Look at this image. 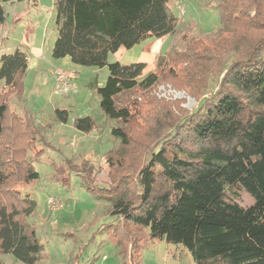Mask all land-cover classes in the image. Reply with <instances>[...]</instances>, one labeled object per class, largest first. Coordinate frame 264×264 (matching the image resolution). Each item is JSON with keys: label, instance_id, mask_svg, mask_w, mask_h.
Here are the masks:
<instances>
[{"label": "trees", "instance_id": "trees-1", "mask_svg": "<svg viewBox=\"0 0 264 264\" xmlns=\"http://www.w3.org/2000/svg\"><path fill=\"white\" fill-rule=\"evenodd\" d=\"M24 1L30 0H0V25L6 21L5 5ZM171 3L172 0H54L57 36L52 56L69 57L73 64L84 67L108 66L107 81L96 91L104 116L114 124L111 133L119 141V150L132 147L135 135H140L143 145L135 150L139 157L149 135L157 140L133 173L122 170L131 161L129 157L121 162L114 185L97 184L95 168L87 160L75 164L74 156L66 159V165L69 171L82 176L94 197L111 204L109 212L117 223L106 229L113 232L122 254L127 249L131 263L138 264L143 245L140 235L148 231L151 240L184 246L196 264H264V26L258 23L261 8L254 16L247 13L245 20L261 35L255 36V30L242 33L239 56L230 68L225 62L220 66L219 73L225 70L226 74L211 102L179 120L172 111L169 115L165 112L149 128L139 120L134 96L153 89L165 76L178 80L182 72L200 70L202 53L197 52V47L205 45L206 40L198 39L185 49L173 47L160 54L155 69L147 74L145 62L110 63L108 58L121 48L132 49L149 38L175 35L180 19ZM215 8L220 13L222 29L232 37L236 32L232 25L243 19L241 7L232 0H217ZM0 63V82L5 89L0 90V256L12 254L25 264H35L43 245L28 218L37 203L22 191L25 185L40 179L34 162L43 156L44 148L37 149L36 143L39 136L43 139L41 130L47 126L38 125L30 111L19 114L12 104L14 98L20 100L23 95L27 53L20 48L10 54L1 53ZM56 120L67 123L68 110L57 109ZM95 124L91 115L74 121L75 128L84 133L91 132ZM163 129L168 131L164 137ZM108 154L107 161L114 168V153ZM238 188L251 196L250 206L244 207L228 195H237ZM0 264L5 263L0 260Z\"/></svg>", "mask_w": 264, "mask_h": 264}, {"label": "rangeland", "instance_id": "rangeland-1", "mask_svg": "<svg viewBox=\"0 0 264 264\" xmlns=\"http://www.w3.org/2000/svg\"><path fill=\"white\" fill-rule=\"evenodd\" d=\"M232 2L241 7L243 17L232 25V30H236L232 37L226 29H222L220 13L215 8L217 0H172L171 6L180 19L175 35L150 38L133 49L109 55L110 63L131 64L142 62L139 58L143 50L149 51L148 54H165L173 47L185 49L198 39L206 40L205 45L197 47V52L202 53L200 70L191 69V74L182 72L178 80L165 76L153 89L137 92L133 99L142 124L148 126L151 123L152 126L169 111L176 120L183 119L211 102L226 74L225 70L222 75L219 73L220 66L225 62L230 68L232 61L239 56L242 33L255 30L245 24L246 14L254 16L261 8L258 23H263L260 27L264 26V0ZM5 7L7 17L5 24L0 25V39L6 36V42L2 47L0 40L1 52L10 54L20 48L33 60L24 77L22 98H14L13 107L21 115L25 110L30 111L29 115L38 125L47 126L46 130H41L43 139L39 136L36 143L37 149L44 148L43 156L34 162L40 179L25 185L22 191L23 195L30 194L37 203L36 210L28 218L43 245L40 260L35 264H133L127 249L122 254L113 232L106 229L108 225L117 223L109 212L111 204L94 197L82 176L68 170L66 159L75 156V164L89 161L95 168L96 183L110 186L118 180L117 171L121 169V162L129 157L131 161L122 170L127 174L133 173L136 167L138 169L143 164L144 154L149 153L148 149L153 148L157 140L149 135L145 144L150 147L144 145L139 157L135 150L139 144L143 145L139 141L140 135H135L132 147L119 150V141L111 133L114 124L104 116L96 91L107 81L108 66L99 68L73 64L71 67H60L59 59L52 56L57 36L54 0L7 3ZM256 31L253 32L255 36L261 35L262 32ZM36 59H39L38 65L33 64ZM157 59L148 62L145 74L155 69ZM58 67L78 73L73 80V91L55 92L56 77L53 74ZM0 90H5L3 82H0ZM62 108L68 110L67 123L56 120V110ZM89 115L95 120L94 129L89 133L77 130L74 121ZM167 132L163 129L164 135L161 136H166ZM110 152L114 153V168L107 161ZM64 177L66 181L60 179ZM236 191L237 195H228L244 207L253 203L245 191L239 188ZM52 196L56 198L54 207L49 204ZM147 232L142 231L140 235L143 245L138 264H196L184 246L169 244L165 240H151ZM0 260L5 264H25L12 254L1 255Z\"/></svg>", "mask_w": 264, "mask_h": 264}, {"label": "built area", "instance_id": "built-area-1", "mask_svg": "<svg viewBox=\"0 0 264 264\" xmlns=\"http://www.w3.org/2000/svg\"><path fill=\"white\" fill-rule=\"evenodd\" d=\"M77 72L72 70L59 69L56 74V88L55 92L69 93L74 90L73 80L76 78ZM55 197L49 198V204L51 207L55 205ZM54 209V208H53ZM56 209V208H55Z\"/></svg>", "mask_w": 264, "mask_h": 264}, {"label": "crops", "instance_id": "crops-1", "mask_svg": "<svg viewBox=\"0 0 264 264\" xmlns=\"http://www.w3.org/2000/svg\"><path fill=\"white\" fill-rule=\"evenodd\" d=\"M13 3H16V2H13ZM21 3H23V2H21ZM5 24V23H4ZM3 25V24H2ZM150 39V38H149ZM1 44H2V47L4 46V43L6 42V36H3L1 39ZM139 45V44H138ZM134 48V47H133ZM132 48V49H133ZM0 49H2V48H0ZM124 48H121L119 51H122ZM130 50V49H129ZM116 52V54H118V53H120V52ZM0 52H1V50H0ZM149 52V51H148ZM148 52L146 51V50H143V52H142V57L141 58H139L142 62H145L146 64H149L148 62H150V61H152V60H156L157 58H158V56L161 54V53H155V52H152V54H148ZM2 53V52H1ZM3 54V53H2ZM38 60L39 59H36V60H34V63L33 64H36V65H38ZM33 60L31 59V58H29L28 57V68L30 67V64H31V62H32ZM60 63H59V65H60V67L61 66H65V67H71V66H73V63L71 62V59L69 58V57H65V58H62V59H59L58 60ZM60 67H58L57 69H56V71H55V73L53 74V76H54V78L56 77V74H57V71L60 69ZM69 69H71V68H69ZM78 74V73H77ZM76 78H77V76H76ZM75 78V79H76ZM74 79V80H75Z\"/></svg>", "mask_w": 264, "mask_h": 264}]
</instances>
